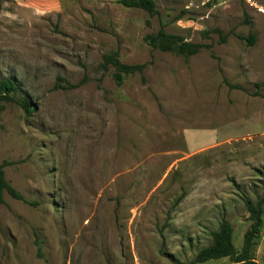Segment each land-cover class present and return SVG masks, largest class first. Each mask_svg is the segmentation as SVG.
Here are the masks:
<instances>
[{
	"label": "rangeland",
	"instance_id": "rangeland-1",
	"mask_svg": "<svg viewBox=\"0 0 264 264\" xmlns=\"http://www.w3.org/2000/svg\"><path fill=\"white\" fill-rule=\"evenodd\" d=\"M120 1L0 0V79L32 105L0 100V163L27 200L2 193L0 264H191L222 218L242 245L243 198L264 191V0H154L153 16ZM160 24L208 47L151 49ZM112 51L142 75L117 84Z\"/></svg>",
	"mask_w": 264,
	"mask_h": 264
},
{
	"label": "trees",
	"instance_id": "trees-1",
	"mask_svg": "<svg viewBox=\"0 0 264 264\" xmlns=\"http://www.w3.org/2000/svg\"><path fill=\"white\" fill-rule=\"evenodd\" d=\"M120 2L126 7L141 8L145 10L149 16L158 13L154 0H121ZM146 23L149 24V20H146ZM216 32L219 34L220 41H225V36L222 35L221 31L216 29ZM237 36L248 45H253L256 42V36L254 34ZM144 41L151 49L171 52L184 57L197 54L202 48L208 47L207 44L188 41L179 34L167 32L163 24H160L156 32L145 34ZM102 59V66L104 69H107L108 66L113 68L112 77L117 84H121L125 76L133 74L142 75L145 68V63L129 64L122 62L117 51L103 54ZM55 86H58V83ZM75 86L74 84H67L65 87L73 88ZM19 89L20 86L15 79L10 77L1 78L0 100L16 103L28 111L32 110L30 99L27 96H23L19 99L15 97ZM6 165L7 162L5 161L0 163V202H3V192H7L9 196L14 199L27 202L24 196L6 180L4 172V167ZM243 202L249 214L248 220L250 224L243 234L240 249H236L233 245V228L231 223L226 218H222L218 228L211 233V243L197 251L194 258L191 260V264L224 257L230 258L237 264H257L253 256V248L256 239L259 238L260 235V226L264 209V191L262 196L257 200L254 201L248 197H244Z\"/></svg>",
	"mask_w": 264,
	"mask_h": 264
},
{
	"label": "crops",
	"instance_id": "crops-1",
	"mask_svg": "<svg viewBox=\"0 0 264 264\" xmlns=\"http://www.w3.org/2000/svg\"><path fill=\"white\" fill-rule=\"evenodd\" d=\"M13 7L34 14L55 12L61 8L62 0H11Z\"/></svg>",
	"mask_w": 264,
	"mask_h": 264
}]
</instances>
